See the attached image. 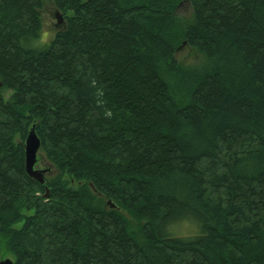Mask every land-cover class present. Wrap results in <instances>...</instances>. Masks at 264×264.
<instances>
[{"label": "trees", "instance_id": "obj_1", "mask_svg": "<svg viewBox=\"0 0 264 264\" xmlns=\"http://www.w3.org/2000/svg\"><path fill=\"white\" fill-rule=\"evenodd\" d=\"M45 3L63 23L37 47ZM32 126L56 171L44 184L24 169ZM185 222L194 233L172 232ZM4 250L13 264H264V0H0Z\"/></svg>", "mask_w": 264, "mask_h": 264}, {"label": "rangeland", "instance_id": "obj_2", "mask_svg": "<svg viewBox=\"0 0 264 264\" xmlns=\"http://www.w3.org/2000/svg\"><path fill=\"white\" fill-rule=\"evenodd\" d=\"M41 14V21H42V28H41V32H40V39H41V35L42 33H55V31H57L62 25V22L59 26H55V24L57 23V19L55 14L57 15V11L53 8V6L50 3H45L40 11ZM190 9L189 8H185L183 10H181L180 15L183 19H188L190 17ZM39 39V40H40ZM50 40H48L46 43L42 44V46H44L45 44H47ZM199 58L198 54L192 50H190L189 48H186L185 46L181 47L177 53H176V59L179 63L181 64H195L197 59ZM4 97H7V92L3 93ZM39 155L40 152H39ZM36 168L38 169H43L45 170V177H53L56 174V171L54 170V168L46 161L44 160V158L42 157V159L37 163ZM188 225H182L184 223H182L181 225H179L176 230L174 231L172 229V232L178 236H187L186 234L190 235L192 233H194V231L196 230L195 225L191 224V223H187ZM21 223H18L16 226H20ZM195 227V230L193 231V228ZM177 231V233H176ZM183 234V235H182ZM8 255L7 251L4 250L1 254V256H3V258ZM2 258V259H3ZM5 258H10V257H5Z\"/></svg>", "mask_w": 264, "mask_h": 264}, {"label": "water", "instance_id": "obj_3", "mask_svg": "<svg viewBox=\"0 0 264 264\" xmlns=\"http://www.w3.org/2000/svg\"><path fill=\"white\" fill-rule=\"evenodd\" d=\"M58 13V12H57ZM56 19L58 22L63 23V18L60 13L56 15ZM184 44V43H183ZM180 49V48H179ZM24 169L27 175L32 178L33 180L37 181L40 184H44L45 181V170L36 168L37 160L39 158V149H40V141L35 133L34 126H32L24 140ZM89 187L91 189V183H89ZM45 194L44 197L47 196L48 191L45 188ZM108 204H110L111 207L113 205L111 202L108 201ZM0 264H13L12 260L9 258L0 259Z\"/></svg>", "mask_w": 264, "mask_h": 264}, {"label": "clouds", "instance_id": "obj_4", "mask_svg": "<svg viewBox=\"0 0 264 264\" xmlns=\"http://www.w3.org/2000/svg\"><path fill=\"white\" fill-rule=\"evenodd\" d=\"M54 36V33H42L41 39L36 40L33 42L34 46H41L42 44L46 43L48 40H51Z\"/></svg>", "mask_w": 264, "mask_h": 264}, {"label": "flooded vegetation", "instance_id": "obj_5", "mask_svg": "<svg viewBox=\"0 0 264 264\" xmlns=\"http://www.w3.org/2000/svg\"><path fill=\"white\" fill-rule=\"evenodd\" d=\"M55 16H56V14H55ZM61 24V22H58L57 21V23L55 24V26L57 27V26H59ZM62 25V24H61Z\"/></svg>", "mask_w": 264, "mask_h": 264}]
</instances>
